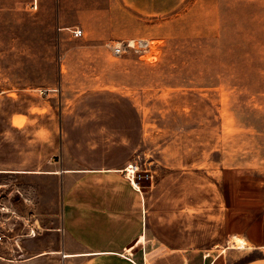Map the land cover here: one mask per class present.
I'll use <instances>...</instances> for the list:
<instances>
[{"label": "rangeland", "instance_id": "obj_1", "mask_svg": "<svg viewBox=\"0 0 264 264\" xmlns=\"http://www.w3.org/2000/svg\"><path fill=\"white\" fill-rule=\"evenodd\" d=\"M84 5L0 0V228L31 253L40 237L21 238L17 217L51 230L63 189L142 191L172 196L173 220L188 208L212 235L207 244H220L211 256L218 264L263 258L264 0H201L179 26L149 38L159 50L150 61L115 57L107 47L115 39L75 38L70 29L84 19L74 10ZM129 165L139 167L137 192ZM60 169L117 172L52 175ZM43 198L50 204L39 227ZM233 237L247 248L224 249ZM8 251L0 244V264L18 258Z\"/></svg>", "mask_w": 264, "mask_h": 264}, {"label": "crops", "instance_id": "obj_2", "mask_svg": "<svg viewBox=\"0 0 264 264\" xmlns=\"http://www.w3.org/2000/svg\"><path fill=\"white\" fill-rule=\"evenodd\" d=\"M68 1L85 3L83 8L74 10L75 17L84 19L82 27H78L84 36L120 41L162 38L166 29L179 26L201 0H193L191 6L190 0ZM113 172L117 170L60 169L52 175ZM63 191L65 196L53 202L58 209L52 221L57 225L44 234L38 231L35 237H29H40L35 250L29 253L21 245L8 248L11 257L22 259L18 264H218L220 258L211 256L220 244H207L212 235L202 234L188 208L180 210V216L173 220L172 210L167 209L172 206V196L163 200L142 191L132 192L133 196H93L95 192L91 191V196L77 197L71 189ZM49 204L45 198L36 202L38 226L39 221H46L44 207ZM234 238L222 247L235 248ZM50 239L57 241L49 242ZM17 259L10 260L11 264H17ZM245 264H264V257Z\"/></svg>", "mask_w": 264, "mask_h": 264}, {"label": "built area", "instance_id": "obj_3", "mask_svg": "<svg viewBox=\"0 0 264 264\" xmlns=\"http://www.w3.org/2000/svg\"><path fill=\"white\" fill-rule=\"evenodd\" d=\"M72 35L75 38H83L84 32L81 28H73L70 29ZM107 47L111 50V53L115 57H123L126 55H135L141 60L150 61L152 59H157L158 56V45L156 44V41L152 39H127V40H120L114 43H107ZM129 169H132L131 171ZM139 172V167L134 165H129L125 169L126 177L131 182V185L134 189L138 190L139 187V181L137 178V173ZM25 204H28L30 201L28 198H25L24 200ZM15 215V213H13ZM22 217V218H21ZM17 217L21 219V222H23L24 230H26V233L21 236L24 238L29 237H35L37 234V229H29V215ZM34 217V215H31V218ZM29 229V230H28ZM11 232H13L12 229H6L5 226L0 228V244L6 245L8 248H12L15 246H19L18 242L20 241L19 236L14 237L11 235Z\"/></svg>", "mask_w": 264, "mask_h": 264}, {"label": "bare ground", "instance_id": "obj_4", "mask_svg": "<svg viewBox=\"0 0 264 264\" xmlns=\"http://www.w3.org/2000/svg\"><path fill=\"white\" fill-rule=\"evenodd\" d=\"M130 171L132 169H129ZM235 242V249H245L247 248L246 242L244 240H234Z\"/></svg>", "mask_w": 264, "mask_h": 264}]
</instances>
